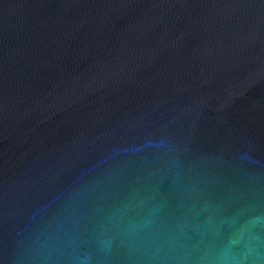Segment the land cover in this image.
Listing matches in <instances>:
<instances>
[{"label": "water", "instance_id": "water-1", "mask_svg": "<svg viewBox=\"0 0 264 264\" xmlns=\"http://www.w3.org/2000/svg\"><path fill=\"white\" fill-rule=\"evenodd\" d=\"M0 264H264V0H0Z\"/></svg>", "mask_w": 264, "mask_h": 264}]
</instances>
